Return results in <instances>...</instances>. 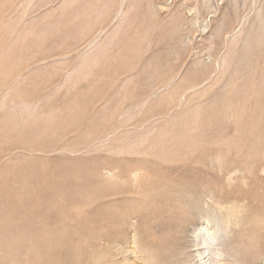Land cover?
Segmentation results:
<instances>
[{
  "label": "rangeland",
  "instance_id": "obj_1",
  "mask_svg": "<svg viewBox=\"0 0 264 264\" xmlns=\"http://www.w3.org/2000/svg\"><path fill=\"white\" fill-rule=\"evenodd\" d=\"M209 1L172 46L196 1L0 0V264H176L197 203L264 263V0Z\"/></svg>",
  "mask_w": 264,
  "mask_h": 264
},
{
  "label": "bare ground",
  "instance_id": "obj_2",
  "mask_svg": "<svg viewBox=\"0 0 264 264\" xmlns=\"http://www.w3.org/2000/svg\"><path fill=\"white\" fill-rule=\"evenodd\" d=\"M196 1L198 4H191V7L190 8L192 11H193V16L190 18V19H182L179 23L180 25V32H182V35L180 37H177L176 39L173 40L172 43V46H177L179 44H186L188 41H189V38L191 35H193V33L195 32H204L208 29L209 26H211V23H212V20L211 18L209 17L208 19V15L212 14L213 16H215L216 14V11L215 10H212V7L210 5V1L209 0H194ZM122 2V1H121ZM122 8V7H121ZM122 10V9H121ZM201 10L202 12H206L207 11V16H203L201 15ZM153 11L155 12V8L153 9ZM120 13V12H118ZM122 13V12H121ZM177 14V12H176ZM123 15V14H122ZM121 16V15H120ZM120 19V18H119ZM115 20V19H114ZM117 21V20H116ZM123 21H125L122 17L121 19V23H119L120 25L117 26L118 29L121 27ZM112 23V22H111ZM115 23V21H114ZM252 23V22H251ZM178 25V26H179ZM189 25V26H188ZM256 26V25H255ZM241 27V26H240ZM257 29V28H256ZM259 29V28H258ZM251 30V29H250ZM251 32V31H250ZM111 34V33H110ZM111 39H109L108 41H110ZM106 41V40H105ZM106 41V42H108ZM243 45L244 47H248V45L250 44V40H249V35L246 36L245 38H243ZM90 45V44H89ZM103 45H108L107 43H104ZM93 46V45H92ZM181 46V45H180ZM179 46V47H180ZM106 47V46H105ZM101 48V47H100ZM174 48V47H173ZM172 48V49H173ZM176 49V48H175ZM208 54V53H207ZM205 55V54H204ZM208 57V56H207ZM211 56L208 57L207 61L209 64H213V65H218V63L216 62V60H212L210 58ZM214 59V58H213ZM93 60V59H92ZM202 60V59H201ZM200 60L198 59L197 60V63H199ZM202 62V61H201ZM206 63V62H205ZM249 64V63H248ZM219 66V65H218ZM218 68V67H217ZM250 70V69H249ZM165 87V86H164ZM157 94V93H156ZM153 95V94H152ZM155 95V94H154ZM181 101V100H180ZM139 108V106H138ZM137 108V109H138ZM141 108V107H140ZM133 111V109H130ZM131 111V112H132ZM129 112V113H131ZM134 112V111H133ZM132 112V113H133ZM232 114V113H231ZM261 152V151H260ZM263 156V155H262ZM254 157V156H253ZM190 189V188H189ZM188 190V189H187ZM186 191V189H185ZM184 191V192H185ZM196 191V190H195ZM180 192V191H179ZM193 192V191H192ZM190 191V193H192ZM194 193V192H193ZM196 193V192H195ZM186 195V194H184ZM188 195V194H187ZM186 195V196H187ZM196 195V194H195ZM192 196V195H191ZM190 198V196H188ZM198 197V196H197ZM200 197V196H199ZM216 197V196H215ZM185 198V197H184ZM197 199V198H196ZM195 199V200H196ZM192 200V198H191ZM198 200V199H197ZM196 200V202H197ZM194 202V201H193ZM200 202V200H199ZM205 202V201H204ZM212 202V201H210ZM241 202V201H240ZM213 203V202H212ZM219 203V202H218ZM232 203V202H231ZM195 204V203H194ZM193 204V205H194ZM228 206V205H227ZM244 208V207H243ZM249 208V207H248ZM195 209L196 211L198 212V215L200 216L201 219H204L207 224H210L212 222H214L215 226L210 228L207 226L202 228L201 230L198 231V233H196L194 235V238L193 239H190L188 238L189 242L187 244H185L186 246L181 248L178 252V250L176 252L177 255H176V259H179L178 260V263L176 261V264H194V259H201L204 258V256L206 255L205 253H207V258L205 259H208L206 261V264H214V259H217L219 257H228L229 255L227 254V249L230 250V248L228 247L229 246V242L231 241V237H232V232L234 231V227L237 225H239V223H241L243 221V217L245 218L246 215L242 216L243 212H246V211H243L244 209L242 208H238L236 206L234 207H213L211 206L210 204H198L195 205ZM246 210V209H245ZM248 210V209H247ZM250 210V209H249ZM252 211V210H251ZM196 212V213H197ZM245 214V213H244ZM247 217V216H246ZM204 221V222H205ZM241 226V225H240ZM195 231V230H194ZM193 231V232H194ZM204 232L205 235L204 237H201V233ZM235 233V232H234ZM219 234L220 236V240H221V243L219 244L218 248H217V254L213 253V248L210 247V242L212 240L215 239V237ZM193 235V234H192ZM203 236V235H202ZM191 237V236H190ZM187 239V238H186ZM199 239V242L202 243H198L200 244V246L204 247L203 249V252H204V255L203 257L201 258V251L198 252L196 250V254L195 256H192L193 254L191 253L190 251V248L195 247L196 246V249L197 247H199L198 245H196V243L198 242L197 240ZM217 239V238H216ZM234 239V238H233ZM187 240V241H188ZM219 242V241H218ZM210 243V244H209ZM232 245V243H231ZM233 246V245H232ZM201 247V248H202ZM214 247V246H212ZM212 249V250H211ZM216 248H214L215 250ZM193 250V249H192ZM113 251V250H112ZM195 251V250H194ZM216 251V250H215ZM235 251V249H234ZM233 251V252H234ZM202 252V253H203ZM239 253V251H238ZM175 254V253H174ZM235 254V253H234ZM237 254V253H236ZM90 255V254H88ZM141 255V254H140ZM243 255V254H242ZM241 255V256H242ZM175 256V255H174ZM237 256V255H235ZM239 256V255H238ZM173 257V255H172ZM171 258V257H170ZM174 258V257H173ZM59 259V258H58ZM153 260V259H152ZM203 261V259H202ZM222 261V259H221ZM151 260H148V264H150ZM199 262V261H198ZM172 263V262H171ZM203 263V262H202ZM216 263V262H215ZM86 264H116V261L115 259L112 258V253H103V254H100V256L97 258V259H89V261H87ZM125 264V263H124ZM197 264V263H195ZM204 264V263H203ZM264 264V263H263Z\"/></svg>",
  "mask_w": 264,
  "mask_h": 264
}]
</instances>
